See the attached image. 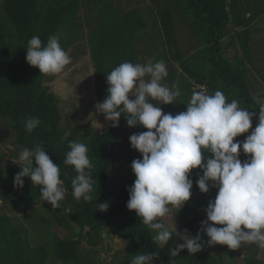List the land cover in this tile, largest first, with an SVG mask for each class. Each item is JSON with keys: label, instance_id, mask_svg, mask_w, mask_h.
Masks as SVG:
<instances>
[{"label": "trees", "instance_id": "16d2710c", "mask_svg": "<svg viewBox=\"0 0 264 264\" xmlns=\"http://www.w3.org/2000/svg\"><path fill=\"white\" fill-rule=\"evenodd\" d=\"M99 2L103 0H0V115L10 121L19 147L32 148L42 144L53 162L59 165L66 190L65 198L59 208L54 209L49 204L48 209L59 225L70 227L74 224L78 227L73 238L59 233L55 226H48L46 244L32 243L27 238L25 225L15 221L14 216L27 210L38 212L32 203L41 198L40 186L32 184L25 177L23 188H15L13 179L21 169L19 165L12 167L0 155V264H49L50 261L81 264V243L84 241L95 247L102 241L104 234L119 237L127 243L125 260L119 264H131L135 255L147 252H158L156 264H220L222 255L209 252L208 246L199 253L190 255L184 250L178 257L172 258L168 254L169 247H174L176 242L172 240L166 246L158 245L154 241L155 233L142 224L134 211L127 209V187L132 185L135 178L112 180L109 164L117 144H122L127 133L130 137L147 129L128 127L123 115L119 127L113 128L109 122L99 134H88L79 126L61 128L57 97L46 83L47 75L26 62V46L33 36H39L46 45L48 38L56 35L66 51L61 37L78 26L82 8L96 10ZM172 2L165 0L158 9L167 53L158 54L156 62L164 61L168 70V77L161 83L170 88L173 85L179 87L181 95L178 98L183 111H186L187 100L194 91L193 85L204 86L209 94L220 90L228 102L235 99L241 108L257 112L253 120L254 128L260 107H254L243 76L223 57L220 43L222 33L228 26L241 28L236 31L234 40L244 52H248L251 29L241 0H180L184 14L202 44V62L193 66V69L183 61L179 62L180 67L172 61V49L176 45L170 10ZM146 24L136 7L122 14L109 8L102 12L99 24L89 31L97 102L106 95V76L122 62L136 63L134 42ZM175 52L178 53L176 48ZM188 79L194 80L193 83H189ZM152 103L160 105L159 101L153 100ZM161 107L164 111L168 105ZM29 117H38L40 120L39 126L31 133L26 131L23 124ZM71 141L84 143L89 148L92 175L96 180L92 202L77 201L72 195L71 180L76 173L73 166L64 164ZM133 152V159L140 157L138 151ZM198 171L193 170L194 179ZM209 198L210 191L203 194L194 184L189 202L181 210L175 211V218L180 224L179 231L187 229L189 233L196 234L201 221L205 219ZM97 199L110 204L107 212L96 211ZM9 204L14 206L9 209L13 215L5 210ZM169 207L171 210L172 207ZM163 219L166 224L168 216ZM203 239L207 240V237ZM246 264L262 262L251 259Z\"/></svg>", "mask_w": 264, "mask_h": 264}, {"label": "clouds", "instance_id": "9594fccd", "mask_svg": "<svg viewBox=\"0 0 264 264\" xmlns=\"http://www.w3.org/2000/svg\"><path fill=\"white\" fill-rule=\"evenodd\" d=\"M26 48V62L41 74H61L72 63L56 35L50 36L46 45L39 36H33ZM167 77L162 60L122 62L106 76V95L95 104L96 113L103 114L113 128L119 127L123 115L128 127L147 129L129 137L131 148L140 157L131 162L135 179L127 187V209L155 233L158 245L166 246L174 237V241H182L169 247L172 258L184 250L193 255L214 245L237 250L244 244H254L264 249V105L254 128L257 112L241 108L235 99L228 102L220 90L211 94L193 91L186 111L166 113L161 105H174L181 95L177 85L170 88L161 83ZM153 100L160 105H154ZM23 124L31 133L40 120L29 117ZM249 132L243 140L237 139ZM69 149L64 164L73 166L76 173L71 180L72 195L77 201L92 202L96 180L89 148L71 141ZM241 152L247 157L243 161ZM18 158L21 170L14 176L13 186L22 189L27 177L40 186L44 201L59 208L65 198L64 181L59 165L43 145L24 148ZM197 169L194 179L193 170ZM194 184L203 194L216 190L195 235L187 229L178 231L176 224L169 228L163 219L170 212L169 206L181 210L189 202ZM109 207L108 202L97 199L96 211L107 212ZM157 256L158 252L138 254L131 264H156Z\"/></svg>", "mask_w": 264, "mask_h": 264}, {"label": "rangeland", "instance_id": "374dc122", "mask_svg": "<svg viewBox=\"0 0 264 264\" xmlns=\"http://www.w3.org/2000/svg\"><path fill=\"white\" fill-rule=\"evenodd\" d=\"M103 2L97 4L96 10L81 9L78 26L61 37L72 63L66 66L61 74L46 76V83L57 97L61 114L60 126L63 129L79 126L88 134H99L109 123L95 110L97 103L96 76L91 59L89 36V31L99 24L103 11L111 8L117 14H122L133 7L141 11L147 24L134 42L136 63H155L158 54L167 53L158 16V9L164 5L165 0H103ZM241 2L247 13L248 25L251 29L248 52H244L234 40L236 31L241 28L228 26L222 33L220 43L223 57L243 76L254 107H260L264 105V0H241ZM170 10L176 38V45L172 49L174 56L172 61L178 67H180L179 62L183 61L193 69V66L202 62V51L200 50L202 44L199 35L193 30L192 24L185 16L180 0H173ZM175 48L178 53L175 52ZM169 55L172 57L171 53ZM193 81L188 79L189 83H193ZM193 90L200 91L206 90V88L202 85H193ZM207 92L209 93V91ZM189 100L190 98L187 103ZM174 103V105H168L164 112H170L173 115L183 112L180 99L177 98ZM248 134H243L237 139L243 140L244 136ZM22 150L15 142L10 121L0 115V155L10 162L9 165L16 167L21 163L18 157ZM133 150L127 133L122 144L120 142L117 144L115 154L109 164L112 180L116 181L121 177L135 178L131 169V162L134 160ZM246 158L241 152L240 159L243 161ZM215 195L216 190L210 189L209 200L214 199ZM32 206L38 212L27 210L14 216L15 221L18 220L25 225L27 238L32 243L46 244L49 235L48 226L49 228L55 226L61 234L76 237L75 233L78 231V227L74 224H71L70 227L59 225L48 209V202L38 198L33 201ZM13 207L12 204H9L5 209L6 212L13 215L9 210ZM175 211V208H171L166 225L171 228L176 224L179 231L180 224L175 218ZM174 239L175 237L173 241ZM180 241L179 238H176L174 242ZM80 248L81 264H119L125 260L128 245L119 237L104 234L102 241L97 246H89L83 241ZM208 249L211 253L217 252L222 255L220 264H246L247 260L251 259L260 260L264 264V249H260L254 244H244L237 250H230L226 245L208 246ZM49 264L62 263L50 261Z\"/></svg>", "mask_w": 264, "mask_h": 264}]
</instances>
